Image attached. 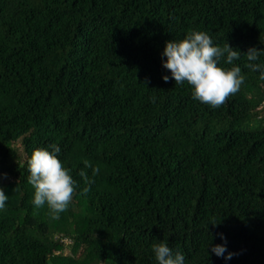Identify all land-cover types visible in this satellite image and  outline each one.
Here are the masks:
<instances>
[{
  "label": "trees",
  "instance_id": "obj_1",
  "mask_svg": "<svg viewBox=\"0 0 264 264\" xmlns=\"http://www.w3.org/2000/svg\"><path fill=\"white\" fill-rule=\"evenodd\" d=\"M191 31L241 52L218 61L244 76L220 107L163 67L165 42ZM250 47L264 64V0H0V264H159L161 242L185 264H264V80L245 66ZM54 144L76 181L58 219L28 183L33 150ZM84 160L100 169L87 193Z\"/></svg>",
  "mask_w": 264,
  "mask_h": 264
},
{
  "label": "clouds",
  "instance_id": "obj_2",
  "mask_svg": "<svg viewBox=\"0 0 264 264\" xmlns=\"http://www.w3.org/2000/svg\"><path fill=\"white\" fill-rule=\"evenodd\" d=\"M240 51L234 49L228 43L224 47L215 46L211 37L203 31H191L185 38L165 42L163 56L167 59L162 61L163 67L170 70L176 84L187 82L194 89L193 98L210 105L213 108L220 107L227 99L236 94L244 83L241 68L233 66L225 69L218 65L221 58L232 64L240 58ZM249 69L260 70V79L264 80V64L255 63L260 55V49L250 47L246 53ZM165 82L169 80L167 75L163 76ZM52 151L45 148L34 149L30 159L27 161L30 176L28 183L34 188L35 207L40 208L47 204L53 218L58 219L59 214L68 209L76 191V181L69 170L66 169L57 157L60 152L57 145L51 146ZM84 168L79 175L85 183L82 189L84 193L89 191V186L94 180L88 176L87 169H91L92 177H95L100 169L90 161H83ZM7 195L3 187H0V209H4ZM217 223L213 224L216 225ZM225 239L223 234H219ZM155 258L159 264H185V257L181 252L173 255L169 246L161 242L153 245ZM211 251L218 257L231 259L233 253L227 251L224 244L214 245Z\"/></svg>",
  "mask_w": 264,
  "mask_h": 264
},
{
  "label": "rangeland",
  "instance_id": "obj_3",
  "mask_svg": "<svg viewBox=\"0 0 264 264\" xmlns=\"http://www.w3.org/2000/svg\"><path fill=\"white\" fill-rule=\"evenodd\" d=\"M15 144L18 145V143H15ZM18 146H19V145H18ZM75 210H76V209H75ZM67 242H69V241L67 240ZM63 252H64V253L69 252L68 248H64V249H63Z\"/></svg>",
  "mask_w": 264,
  "mask_h": 264
}]
</instances>
